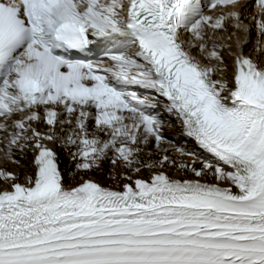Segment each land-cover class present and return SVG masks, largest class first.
Masks as SVG:
<instances>
[{
    "label": "snow or ice",
    "instance_id": "6c2138e0",
    "mask_svg": "<svg viewBox=\"0 0 264 264\" xmlns=\"http://www.w3.org/2000/svg\"><path fill=\"white\" fill-rule=\"evenodd\" d=\"M252 28L262 57L264 0H0V264H264Z\"/></svg>",
    "mask_w": 264,
    "mask_h": 264
},
{
    "label": "bare ground",
    "instance_id": "6f19581e",
    "mask_svg": "<svg viewBox=\"0 0 264 264\" xmlns=\"http://www.w3.org/2000/svg\"><path fill=\"white\" fill-rule=\"evenodd\" d=\"M170 124H171V126H173V120H172V118H170ZM168 128L170 129V127H168ZM164 134H165L166 137H168L169 139L173 140V142L176 143L178 146H182L187 151L195 154V151L191 148L190 142L188 141V139L186 137H183L182 135H178V134H170L168 132H165ZM61 155H62V152H61ZM171 155H177V154L171 153ZM196 156L202 158L199 155H196ZM61 159H62V157H61ZM177 159L178 160H183L184 162H190L193 158H190V157H187V156L186 157H179V156H177ZM0 167H5L9 171H15L16 170L11 164H0ZM62 167L65 168L66 170L67 169H70L68 167V165H64L63 163H62ZM22 173H23V171H21V174ZM170 174L171 175H177V173L175 172L174 169L170 171ZM180 175H183V174L181 173ZM21 177H22V175H21ZM97 178L99 180H101L102 182L107 183V181L105 180L103 174H98L97 175Z\"/></svg>",
    "mask_w": 264,
    "mask_h": 264
}]
</instances>
